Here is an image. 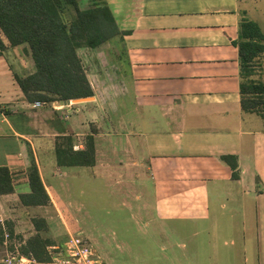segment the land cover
I'll use <instances>...</instances> for the list:
<instances>
[{"label": "crops", "instance_id": "obj_1", "mask_svg": "<svg viewBox=\"0 0 264 264\" xmlns=\"http://www.w3.org/2000/svg\"><path fill=\"white\" fill-rule=\"evenodd\" d=\"M95 2L111 7L123 33L79 49L93 96L34 107L15 78L35 71L31 55L25 67L12 56L20 47L25 53L24 45L0 54V166H8L15 187L0 194L7 214L0 221H15L10 200L24 210L49 205L67 234L49 246L63 247L72 234L86 237L73 218L92 212L90 195L102 190L97 182L121 193L123 182L150 179L145 208L160 228L170 221L206 222L228 208L243 214L238 228L254 246L242 264H264V118L241 106L233 43L246 15L241 0H84L80 6ZM93 126L96 163L59 164V136H72L74 149H84ZM29 148L51 198L47 205H24L19 197L31 191ZM223 154L238 156V178ZM127 171L132 180L124 178ZM42 217L53 223L52 215ZM81 221L95 228L94 221ZM212 222L216 230L230 228ZM186 262L203 264L200 253Z\"/></svg>", "mask_w": 264, "mask_h": 264}, {"label": "trees", "instance_id": "obj_2", "mask_svg": "<svg viewBox=\"0 0 264 264\" xmlns=\"http://www.w3.org/2000/svg\"><path fill=\"white\" fill-rule=\"evenodd\" d=\"M121 30L111 7L95 2L82 8L79 0H0V54L7 47L24 45L30 54L35 71L15 78L26 99L34 103L67 101L94 95L79 49L97 48L120 35ZM239 50L240 92L243 111L264 118V81L257 78L262 72L264 58V31L258 21L243 15L239 21L238 38L233 41ZM93 126L87 134L84 149H74L72 136H59L57 158L61 165H94L96 163L95 134ZM30 145V144H28ZM28 167L31 191L19 195L22 204L47 205L51 202L36 161L29 148ZM221 160L239 177L238 156L223 154ZM15 190L8 166H0V194ZM36 232L24 238L18 234L15 222L0 221V248L3 254L19 252L39 262L51 261L48 246L55 241L43 235L48 228L44 217L34 219ZM15 239L21 240L15 244Z\"/></svg>", "mask_w": 264, "mask_h": 264}, {"label": "rangeland", "instance_id": "obj_3", "mask_svg": "<svg viewBox=\"0 0 264 264\" xmlns=\"http://www.w3.org/2000/svg\"><path fill=\"white\" fill-rule=\"evenodd\" d=\"M241 10L258 20L264 31V0H241ZM25 53L20 47L12 56L24 59L22 64L27 67L31 63V57ZM262 62V72L257 78L264 81V58ZM130 172L127 171L125 179H133L131 175L133 172ZM128 182L131 185L127 182L122 183L121 193H118L117 185L115 188L113 186L109 188L104 181L97 182L98 188L102 190L96 193V198H93L95 197L93 194H91L93 197L90 195V200H95L91 206L92 212L82 213L79 214V218H73L76 227H80L82 235L91 240L107 264H185L186 261L193 260L196 253H200L203 264H242L241 257L253 251L252 241L246 244L247 234L244 235V230L238 228L240 224L242 225L239 223L243 219L242 213H230L227 208L220 213L216 212V217L206 222L192 224L170 221L163 223L160 228L159 223L154 221L149 210L145 208L146 199H150V195L147 198L145 194L150 193L151 180L143 182L134 179L133 182ZM9 202L14 212L17 232L24 238L35 233L34 219L42 217V214L47 217L52 215L53 221L42 232L44 236L56 242L67 237L66 230L55 222L58 214L51 211L49 205L43 207V211L40 212L34 209L24 210L15 199ZM3 204L0 197V218H7V214H3ZM217 206V201L214 200V208ZM80 218L85 225L94 221L92 225L95 228L83 227ZM213 220H218L220 224L230 228L218 230L211 228L209 226L213 224ZM19 242L21 240L15 239V244ZM157 244H164V248ZM0 254H3L1 248Z\"/></svg>", "mask_w": 264, "mask_h": 264}, {"label": "built area", "instance_id": "obj_4", "mask_svg": "<svg viewBox=\"0 0 264 264\" xmlns=\"http://www.w3.org/2000/svg\"><path fill=\"white\" fill-rule=\"evenodd\" d=\"M45 104L43 101H35L33 106L39 107ZM48 251L52 258L50 262L42 263L35 258L18 255L19 252L17 251L8 252L0 259V264H106L93 244L80 234L70 235L63 247L49 246Z\"/></svg>", "mask_w": 264, "mask_h": 264}, {"label": "water", "instance_id": "obj_5", "mask_svg": "<svg viewBox=\"0 0 264 264\" xmlns=\"http://www.w3.org/2000/svg\"><path fill=\"white\" fill-rule=\"evenodd\" d=\"M62 103H63V104H67V103H69V100H67V101H63Z\"/></svg>", "mask_w": 264, "mask_h": 264}]
</instances>
